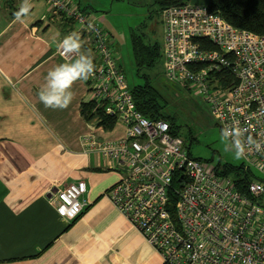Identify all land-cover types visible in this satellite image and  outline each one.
Wrapping results in <instances>:
<instances>
[{
    "label": "built area",
    "instance_id": "2783aa9c",
    "mask_svg": "<svg viewBox=\"0 0 264 264\" xmlns=\"http://www.w3.org/2000/svg\"><path fill=\"white\" fill-rule=\"evenodd\" d=\"M46 2L50 15L72 21L89 38L98 61L87 83L90 101L122 128L117 138L82 137L87 153L122 174L105 193L107 199L165 264H264V154L242 158L245 171L259 174L244 193L230 175L206 169L167 121L136 110L111 36L98 20L71 0ZM161 23L165 81L195 95L221 129L238 122L262 138L264 35L239 30L207 5L190 3L165 8ZM57 53L66 61L76 58ZM89 121L104 129L99 115ZM86 189L79 180L50 189L48 197L57 214L72 221L87 206Z\"/></svg>",
    "mask_w": 264,
    "mask_h": 264
},
{
    "label": "crops",
    "instance_id": "0c3cea01",
    "mask_svg": "<svg viewBox=\"0 0 264 264\" xmlns=\"http://www.w3.org/2000/svg\"><path fill=\"white\" fill-rule=\"evenodd\" d=\"M71 1L97 19L99 0ZM21 3L0 0V264H165L105 196L121 172L106 169L101 156L84 150V136L122 133L119 125L101 130L81 115V104L91 100L90 78L74 83L67 109L46 108L39 99L47 73L76 59L66 61L57 53L70 33L80 34L81 51L90 50L97 67L89 38L72 21L50 15L46 0H30V13L17 21ZM79 180L86 183L87 206L67 221L48 191Z\"/></svg>",
    "mask_w": 264,
    "mask_h": 264
},
{
    "label": "rangeland",
    "instance_id": "374dc122",
    "mask_svg": "<svg viewBox=\"0 0 264 264\" xmlns=\"http://www.w3.org/2000/svg\"><path fill=\"white\" fill-rule=\"evenodd\" d=\"M150 4V0H99L94 4L93 15L97 19L103 18L98 22L111 36L114 56L129 88L144 82L135 75L131 33L142 34L145 42L162 44L161 14ZM148 75L149 82L158 89L166 103L164 112L175 119L174 129L178 130V136L192 158L200 161L206 169L215 168L220 172L226 165L238 167L243 164L242 159H235L233 151L225 150L221 128L211 119L207 106L186 89L165 81L162 62ZM249 170L256 177L259 175L253 168Z\"/></svg>",
    "mask_w": 264,
    "mask_h": 264
},
{
    "label": "trees",
    "instance_id": "16d2710c",
    "mask_svg": "<svg viewBox=\"0 0 264 264\" xmlns=\"http://www.w3.org/2000/svg\"><path fill=\"white\" fill-rule=\"evenodd\" d=\"M150 2L157 13L161 14L165 8L184 5L189 0H150ZM207 7L211 13L221 16L227 23L239 30L264 35V0H208ZM130 44L135 75L144 79L142 84L130 88L136 110L150 120L163 119L167 121L172 133L178 136V130L174 129L175 119L164 112L166 103L158 89L149 82L148 73L161 62L163 65L162 44L156 41L145 42L143 35L135 32L130 35ZM80 108L81 115L85 120L89 121L93 116L99 115L100 124L105 131L115 128V118L103 115L101 109L95 107L93 101L83 102ZM221 173L230 175L236 189L243 193L249 182L256 178L250 170L245 171L243 165L238 167L226 165Z\"/></svg>",
    "mask_w": 264,
    "mask_h": 264
},
{
    "label": "clouds",
    "instance_id": "9594fccd",
    "mask_svg": "<svg viewBox=\"0 0 264 264\" xmlns=\"http://www.w3.org/2000/svg\"><path fill=\"white\" fill-rule=\"evenodd\" d=\"M33 5L30 0H22L19 10L14 14L17 21L27 16ZM58 35V34H57ZM58 49L65 57L76 56L71 62L55 66L46 76V83L39 92V99L46 108L67 109L74 99L72 87L77 81H87L96 71L94 58L90 50L82 52V41L78 32H72L59 41ZM221 141L225 142V150L234 152L235 159L245 158L252 152L264 154V134L257 139L249 134V129L241 128L238 122L225 124L221 129Z\"/></svg>",
    "mask_w": 264,
    "mask_h": 264
}]
</instances>
